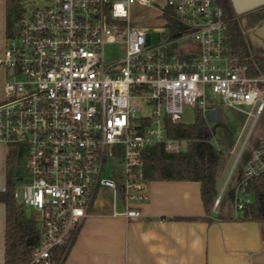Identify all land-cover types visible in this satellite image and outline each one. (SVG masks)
I'll return each mask as SVG.
<instances>
[{"label":"built area","instance_id":"2783aa9c","mask_svg":"<svg viewBox=\"0 0 264 264\" xmlns=\"http://www.w3.org/2000/svg\"><path fill=\"white\" fill-rule=\"evenodd\" d=\"M135 3L157 9L163 24H133ZM19 6L0 56V142L15 150L22 169L14 198L41 214L27 264H53L55 255L62 263L102 188L112 192L113 215H142L150 148L187 146L168 134L167 118L183 122L186 106L204 111L208 92L228 106L255 107V119L264 110V76L248 74L232 51L220 0H19ZM247 141L246 134L214 210ZM251 154L232 193L236 210L253 201L245 186L264 171V140Z\"/></svg>","mask_w":264,"mask_h":264},{"label":"crops","instance_id":"0c3cea01","mask_svg":"<svg viewBox=\"0 0 264 264\" xmlns=\"http://www.w3.org/2000/svg\"><path fill=\"white\" fill-rule=\"evenodd\" d=\"M6 3L0 0V56L7 37ZM230 3L238 13L255 11L264 16V0ZM255 33L264 41V22ZM3 85L0 67V100ZM216 133L217 128L211 141L223 152L219 187L239 152V136L233 145L221 148ZM246 162L242 157L223 207L219 209V204L210 213L205 212L200 183L192 180L150 181L149 199L139 218L113 215L111 208L97 201L61 264H264V221L244 218L242 210L232 207L231 196ZM8 166V148L0 142V190L6 185ZM6 220V205L0 201V264H5Z\"/></svg>","mask_w":264,"mask_h":264},{"label":"trees","instance_id":"16d2710c","mask_svg":"<svg viewBox=\"0 0 264 264\" xmlns=\"http://www.w3.org/2000/svg\"><path fill=\"white\" fill-rule=\"evenodd\" d=\"M220 3L229 23L232 51L238 54L240 62L247 65L248 74L263 75L264 41L259 39L255 32L264 22V16L257 15L255 11L238 13L232 8L230 0H220ZM19 15V0H7V35L13 33ZM169 18L172 25L176 26V20L171 16ZM166 123L170 136L187 139L186 149L179 152H166L162 145L150 148L145 157V175L150 181L199 182L205 212L210 213L218 195V176L223 163V152L211 141L215 129L209 125L202 109L196 110V116L192 122L173 121L167 118ZM260 142L258 140L255 146ZM251 156V150H246L242 157L248 161ZM7 174L6 189L0 190V201L5 203L7 212L5 264H27L32 248L27 241L30 236L36 235V223L24 216L21 206L14 198L15 171L12 169ZM240 178H243L242 171ZM245 189L252 195L253 201L242 209L243 217L264 221V171L249 176ZM195 218L189 217V219ZM58 258L59 255H55L53 264H59Z\"/></svg>","mask_w":264,"mask_h":264},{"label":"rangeland","instance_id":"374dc122","mask_svg":"<svg viewBox=\"0 0 264 264\" xmlns=\"http://www.w3.org/2000/svg\"><path fill=\"white\" fill-rule=\"evenodd\" d=\"M159 5H163L166 3V0H153ZM130 18L133 24L135 23H144L148 26H161L163 24V19L159 17V12L157 9L153 7H149L142 4H132L130 6ZM193 43H195L193 41ZM186 47L185 44H180L179 49L182 51ZM261 87L264 88V83L261 84ZM264 97V93L262 94ZM207 107L204 110V114L211 124L212 127L217 128L216 137H220V147L224 148L226 146L233 145L236 142L237 137L239 136V140L237 142L238 149H240L243 139L245 135H248L247 145L244 148L245 152L248 148L251 150L258 140L255 139L256 136H264V110L263 112L255 119V107L252 108L251 105H238V107L228 106L224 104V102L217 96L212 93H207ZM253 110V115H248V112ZM196 116V111L191 106H186L184 110V114L182 116L183 122H190ZM261 132V134L259 133ZM264 140V139H263ZM242 152V153H243ZM241 153V155H242ZM15 150L10 147L8 148V171L12 169L15 171L14 182L19 183V179H17L19 171L22 169L18 166L17 157L14 156ZM237 158L233 156L230 166H228L224 176L220 180V185L218 187V195L220 194L221 187L225 182V179L230 172L235 159ZM242 161V156L239 157L238 163L235 165L234 173L226 185V188L221 197V203L219 209L223 207L224 202L227 199L229 188L232 186L233 181L235 180L237 168L240 166ZM20 192V191H19ZM21 195V194H20ZM98 202L99 205L111 208L112 203V192L107 188H102L98 194ZM233 209L234 206H232ZM21 210L24 213V216L27 219L33 220L36 223V226H40L41 224V214L39 211L35 210L33 207L28 205L21 206Z\"/></svg>","mask_w":264,"mask_h":264},{"label":"water","instance_id":"95a60500","mask_svg":"<svg viewBox=\"0 0 264 264\" xmlns=\"http://www.w3.org/2000/svg\"><path fill=\"white\" fill-rule=\"evenodd\" d=\"M262 76H264V74H263ZM27 243H28L29 245H32V244H33V236H30V237L28 238Z\"/></svg>","mask_w":264,"mask_h":264}]
</instances>
